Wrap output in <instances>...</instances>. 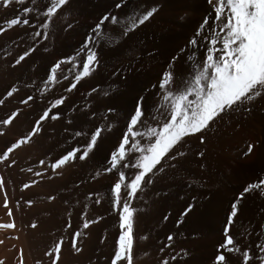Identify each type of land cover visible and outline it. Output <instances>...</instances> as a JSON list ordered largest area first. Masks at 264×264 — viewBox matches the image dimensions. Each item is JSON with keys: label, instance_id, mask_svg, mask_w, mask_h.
<instances>
[{"label": "bare ground", "instance_id": "obj_1", "mask_svg": "<svg viewBox=\"0 0 264 264\" xmlns=\"http://www.w3.org/2000/svg\"><path fill=\"white\" fill-rule=\"evenodd\" d=\"M117 3L120 8L115 7ZM50 4L51 0H23L0 7V27L6 29L0 33V155L16 140H25L0 162L4 183L0 203L7 196L12 211L9 217L5 209L1 222L13 223L10 230L19 238L17 249L9 251L3 243L4 228H0V261L51 264L52 257L45 253L62 241L57 264H111L121 231L119 212L128 200L122 186L117 206L111 188L119 171L129 179L136 171L122 165L106 171L111 153L128 131L138 100L142 116L137 131L146 132L163 122L168 114L161 107L166 103L165 89L159 87L163 74H172L171 87L175 88L201 66L208 27L197 37L198 46L188 42L205 16L212 22V5L207 0H68L49 21L46 9ZM24 7L32 9L27 16ZM153 7L157 11L149 20L121 35L129 18ZM17 14L29 24L9 28L6 21ZM106 15L115 16L117 23L104 21L103 33L97 37L95 25ZM44 23L49 26L44 28ZM88 37L93 38L89 47L95 50L98 64L77 81ZM25 52L28 55L17 64ZM58 62L56 79L49 82L50 69ZM72 84L76 87L68 90ZM12 88L16 91L8 96ZM29 96L32 100L27 101ZM61 97L63 103L53 107ZM46 110L49 117L37 125ZM13 112L16 116L4 125L2 121ZM53 115L58 118L52 119ZM96 128L102 131L95 146L79 159ZM249 138L255 144L253 156L248 151ZM137 141L147 143L146 138L137 137ZM74 149L72 159L52 168ZM177 150L183 155L173 158L169 154L163 159L128 201L134 209L132 264H162L164 260L214 264L218 250L229 257L230 264H242L244 250L259 255V246L264 245V195L259 190L243 193V188L264 179V95L222 113L202 132L184 137L172 153ZM136 155L129 148L124 162L134 161ZM34 165L39 166L41 176L28 179ZM24 184L33 187L28 188L41 205L31 208L20 198ZM233 203L237 212L229 223ZM77 231L79 252L71 246ZM168 236L173 239L169 241ZM226 236L233 238L239 251L227 253L221 248ZM249 264L259 261L252 259Z\"/></svg>", "mask_w": 264, "mask_h": 264}, {"label": "snow or ice", "instance_id": "obj_2", "mask_svg": "<svg viewBox=\"0 0 264 264\" xmlns=\"http://www.w3.org/2000/svg\"><path fill=\"white\" fill-rule=\"evenodd\" d=\"M212 5L211 19L205 16L199 28L194 33L189 44L198 46L197 37L201 36L202 30L205 26L208 27V34L203 37L206 41L204 47L206 52L202 60V64L196 69L190 80L184 81L175 88L171 87L172 74L165 72L159 84L161 89H165L163 100L166 102L161 107H165L167 116L158 127H149L146 132H139L135 129L142 116L140 101H137L135 114L132 115L128 124V131H126L116 148L111 153L110 167L106 171L117 169L122 165L124 168H133L135 173L132 178L126 177L125 172L119 171L118 178L111 188V192L116 197V205L119 206L120 192L122 186L126 189V200L119 212V227L121 229L119 239L116 241L114 256L111 259V264H117L118 261L123 260L125 264H132V247H133V212L134 209L129 207V200L135 196L137 191L141 188L144 178L157 169L161 165L163 159L169 154L183 155L178 150L172 153L175 146L180 143L184 137L200 133L208 128L210 122L218 118L222 113L234 111L245 105L253 102L257 97L264 95V0H207ZM12 3H23V0H0V7L7 8ZM68 3V0H51L50 6L46 9V16L51 20V17L63 6ZM115 7L120 8L121 4L117 3ZM22 11L25 16L29 14L32 9L24 7ZM157 11L155 7L146 10L138 17H131L125 23L121 35H126L128 31L134 30L138 24H143L149 20ZM110 20L112 23H117L115 16H103L95 25L94 32L99 37L103 33L102 24L104 21ZM9 28L18 26L20 24L28 25L27 18H21L18 14L6 21ZM47 28L48 23L42 25ZM6 29L0 27V33ZM40 35V33H36ZM112 37H109L111 40ZM93 43V38L88 37L85 41L84 48L86 55L79 66L81 70L75 76L77 81L88 76L97 66V56L93 48L89 44ZM28 52L19 56L16 63L19 64L25 59ZM60 67L59 62L54 64L50 69L47 77L49 82H54L55 73ZM72 84L68 90L75 88ZM16 91L12 88L7 95L12 96ZM32 100V97H27V101ZM24 101V102H27ZM63 98L56 99L53 102V107L61 105ZM247 110V108H245ZM16 113L13 112L8 119L3 120L4 125H8ZM49 117V112L46 110L40 116L37 125L40 121ZM52 119H57L56 115L51 116ZM33 132L37 128L32 129ZM102 129L96 128L91 134L87 142L86 150L79 155V159L83 160L87 156V149H92ZM77 132L76 135H80ZM137 137L146 138L147 143H140ZM25 140H18L0 155V162L6 160L19 144ZM200 142L203 143V137H200ZM129 148L136 153L134 161L124 162L128 155ZM252 146L248 145V151L251 152ZM76 150L67 152L60 159H58L52 168L64 165L67 161L75 156ZM162 170V169H161ZM39 175V173H38ZM148 183L151 181L148 180ZM29 185L25 184L24 188ZM4 183L0 179V191H3ZM259 190L260 194L264 195V179H259L257 182L249 183L243 188V193ZM242 197H237L239 200ZM51 199V197H50ZM99 202V201H97ZM3 207L8 209L7 196L4 197ZM191 206H189L190 210ZM232 215L229 216L228 221L231 223L232 216L237 212V203L231 205ZM7 215L12 216L11 209H8ZM70 226V225H69ZM13 223L0 224V228L11 229ZM32 227H35L33 224ZM88 227V223L84 224ZM227 232V228L225 229ZM80 232L73 233L72 248L79 252L81 249L76 246V237ZM169 241L173 239L168 236ZM62 241L57 242L51 252H46L45 255L52 257L51 264H57L59 252L61 250ZM227 253L239 251L234 245L233 238L226 236L224 243L221 245ZM259 255L253 256L248 250L242 252V264H249L252 259H258L259 264H264V245L259 246ZM173 259H175L173 257ZM3 264V261H0ZM39 264V262H38ZM162 264H168L167 260L162 261ZM214 264H230L229 257L218 250V254L214 257Z\"/></svg>", "mask_w": 264, "mask_h": 264}, {"label": "rangeland", "instance_id": "obj_3", "mask_svg": "<svg viewBox=\"0 0 264 264\" xmlns=\"http://www.w3.org/2000/svg\"><path fill=\"white\" fill-rule=\"evenodd\" d=\"M18 140H16V142H17ZM16 142H13V143H16ZM12 143V144H13ZM248 143H249V145H251L252 146V150H251V156H253L254 155V153H255V144H254V141H253V139L252 138H249L248 139ZM11 144V145H12ZM10 145V146H11ZM39 166H40V164H39ZM39 166H31L30 168H29V174L27 175V177L29 176V178L28 179H30V178H39L40 176H41V171H39V169L37 168V167H39ZM37 168V169H36ZM31 172H32V174H31ZM40 172V173H39ZM38 173H39V176H38ZM35 176H37V177H35ZM25 178V180H28L27 179V177H26V175L24 176ZM25 185V184H24ZM24 185L21 187V189H20V192H22V193H20V198H23L24 197V199L26 200V202L28 203V205L27 206H29V204H30V206H31V208L32 207H34L36 204H38V205H41V200H34L35 199V197H33L32 196V192L33 191H31V190H33V187L31 186V185H29V188L31 189H29V188H24ZM25 191V192H24ZM28 191H30L29 192V194H27L28 193ZM25 194H24V193ZM28 195V196H27ZM23 196V197H22ZM27 199H26V198ZM30 200H29V199ZM33 200H32V199ZM25 200H23V202H24V204H27L26 202H25ZM30 201V202H29ZM33 201V202H32ZM40 203V204H39ZM2 205V206H1ZM29 206V207H30ZM2 215H3V219H4V215H5V208L3 207V203H0V219L2 218ZM3 219H1L0 220V224L2 223L3 224V222H4V220ZM3 220V222H1ZM5 230H6V232H5ZM5 234V235H4ZM2 236L4 237L3 239V243H5V245H6V247H7V249L9 250V251H15L16 249H17V247L16 246H18V240H19V238H18V236L15 234L14 235V232L13 231H11L10 229H4V233L2 234ZM15 236H17V237H15ZM11 237V238H10ZM6 238H8V240L10 241L11 240V243H7L6 244V242H9V241H7V239ZM17 240V241H16ZM13 241V242H12ZM16 241V242H15ZM15 242V243H14ZM14 243V244H13ZM14 246V245H16V246H12V245ZM9 247H11L12 249L10 250V248ZM16 247V248H15Z\"/></svg>", "mask_w": 264, "mask_h": 264}]
</instances>
